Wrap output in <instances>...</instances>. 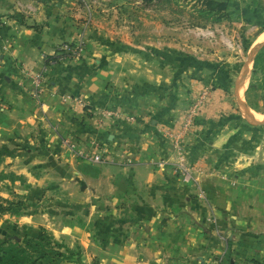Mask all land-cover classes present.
<instances>
[{"label":"rangeland","instance_id":"obj_1","mask_svg":"<svg viewBox=\"0 0 264 264\" xmlns=\"http://www.w3.org/2000/svg\"><path fill=\"white\" fill-rule=\"evenodd\" d=\"M206 1L53 0L51 54L0 32L1 248L23 244L24 264H134L119 257L147 246L129 239L157 227L184 264H264V124L239 105L264 119V45L248 58L264 0ZM29 3L15 24L35 29L52 6ZM130 95L156 106L142 123L117 110Z\"/></svg>","mask_w":264,"mask_h":264},{"label":"crops","instance_id":"obj_2","mask_svg":"<svg viewBox=\"0 0 264 264\" xmlns=\"http://www.w3.org/2000/svg\"><path fill=\"white\" fill-rule=\"evenodd\" d=\"M26 2H31L29 3V5L31 6L34 5L35 8L37 9H39V6H41L42 3L45 4L46 7L52 6L49 10H45L46 11L45 15H43L41 12L33 16L34 20L38 21L36 24L37 29L33 28L34 31H31L32 28L29 29L30 26L26 27L24 25L25 21L15 24V21L17 20V17H18V15H16L17 14L16 11H21L16 6L22 7L24 6ZM3 16L6 20H8L7 21L8 25L5 26V28H8V30L2 29L0 30V32H1L2 37L8 38V39L11 37L13 38L11 45L13 49H15L14 51H18L22 54H26L27 52H30L31 50L34 51L35 49L31 48V46L33 45V41H34V45H35L34 48H37V51L42 50L44 54L53 53V0H48L46 3H44L42 0H0V19ZM40 23H43L45 27ZM43 37L48 41L47 43L43 42ZM24 58H26V56ZM24 58L23 60L26 61V59ZM98 71L100 73H103L101 76L99 74V77L105 78V72L100 71V70ZM120 74H125L127 76H130V73L126 72L125 70L121 71ZM238 85H239V82L237 80L236 88ZM242 86L240 89H242ZM132 89L133 88L131 89L129 88V90H131V94H132ZM235 91L237 90L235 89ZM89 92H90V89L88 87H82L80 93H82L83 96H86L89 94ZM131 98L132 96L128 100L122 99V101L120 102L121 105H118L117 110L118 111L126 110L129 114L136 115L137 118L141 120V123H142V121H144V119H146L147 117L145 114L146 113L145 110L148 108L155 110L156 106L155 105L152 106L153 102L150 99V97H147L146 101H144L145 99L143 100L141 99V101L137 99L135 101ZM47 110L49 113L50 109H47ZM103 112H106V110H104ZM52 113H53L52 115L59 117L60 113L62 114V110L59 107L53 108ZM28 114L29 113H25L26 116ZM21 115L23 116V114L19 113V116ZM123 129L128 130V127L125 126L123 127ZM150 143L151 145H153V147H155L154 144H156V141L151 140ZM146 209H150V207L147 206ZM157 225L158 224H156V226ZM155 228L157 227H152V228L149 227V232L147 231V237L145 238L146 240L145 239L142 240L140 237H136V236H133L129 239L131 243H134L135 239H140L139 243H145L147 246L146 252H142V254H131L130 256L124 255V256L119 257V259L123 261H129L134 264H138L139 260H142L141 263L145 262V264H184V262L187 260L186 259L187 254H185V251H186L185 244L180 243L178 245L177 241H174V239L176 238H173V237H168L167 240L154 239L155 236L153 235V233H151V231L153 230L155 233H157ZM159 242L162 243V247L160 248L158 247V245H160ZM168 242H170V244ZM204 257L205 256L203 255H198L194 257L192 256L191 262H195L194 264H198L197 260L199 261L205 260ZM232 263L233 262H229V264H232Z\"/></svg>","mask_w":264,"mask_h":264},{"label":"trees","instance_id":"obj_3","mask_svg":"<svg viewBox=\"0 0 264 264\" xmlns=\"http://www.w3.org/2000/svg\"><path fill=\"white\" fill-rule=\"evenodd\" d=\"M143 1H150V0H143ZM213 0H207L206 4L211 5ZM222 7L225 6V4H221ZM262 52V49L259 51V53L256 55L255 58H258L260 53ZM40 240H28L25 242L32 243L34 245H38ZM21 243H10L7 245H4L3 248L0 246V264H24L25 262H32L31 260L33 257L30 256L29 252H27L26 248L22 246Z\"/></svg>","mask_w":264,"mask_h":264},{"label":"water","instance_id":"obj_4","mask_svg":"<svg viewBox=\"0 0 264 264\" xmlns=\"http://www.w3.org/2000/svg\"><path fill=\"white\" fill-rule=\"evenodd\" d=\"M264 45V39L250 52L248 58L249 60L255 55V53ZM248 67V63L245 65L244 71L242 72V76H240V78L238 79V82H240L243 78V76H245L246 70ZM239 105H240V111L242 114V117L244 119H246L250 124L252 125H259V124H264V119L261 120H257V119H253L247 112L246 110V106L245 103H243L242 100H239ZM111 137V136H110Z\"/></svg>","mask_w":264,"mask_h":264},{"label":"bare ground","instance_id":"obj_5","mask_svg":"<svg viewBox=\"0 0 264 264\" xmlns=\"http://www.w3.org/2000/svg\"><path fill=\"white\" fill-rule=\"evenodd\" d=\"M242 79H243V78H242ZM243 81H244V80L241 81L240 86H239V89H240L241 86L243 85ZM248 114H249V113H248ZM249 115H250V114H249Z\"/></svg>","mask_w":264,"mask_h":264},{"label":"built area","instance_id":"obj_6","mask_svg":"<svg viewBox=\"0 0 264 264\" xmlns=\"http://www.w3.org/2000/svg\"><path fill=\"white\" fill-rule=\"evenodd\" d=\"M94 158L97 160L98 159V155H95Z\"/></svg>","mask_w":264,"mask_h":264}]
</instances>
